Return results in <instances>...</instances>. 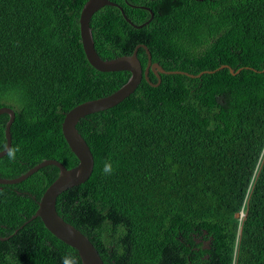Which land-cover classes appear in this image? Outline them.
Wrapping results in <instances>:
<instances>
[{
    "label": "trees",
    "instance_id": "obj_1",
    "mask_svg": "<svg viewBox=\"0 0 264 264\" xmlns=\"http://www.w3.org/2000/svg\"><path fill=\"white\" fill-rule=\"evenodd\" d=\"M86 1L0 0V108L15 115L1 179L45 160L75 167L65 114L130 77L88 63ZM109 1L121 10L102 7L89 23L102 60L145 45L165 71L202 75L160 74L157 87L143 77L124 101L82 118L76 129L94 168L58 196V215L104 264H264V0ZM122 12L133 25L149 22L135 29ZM137 58L144 70L145 51ZM8 119L0 116V152ZM57 176L47 166L1 186L0 237L9 238L0 264H81L39 218L24 225Z\"/></svg>",
    "mask_w": 264,
    "mask_h": 264
},
{
    "label": "water",
    "instance_id": "obj_2",
    "mask_svg": "<svg viewBox=\"0 0 264 264\" xmlns=\"http://www.w3.org/2000/svg\"><path fill=\"white\" fill-rule=\"evenodd\" d=\"M105 6L117 7L121 10V8L117 4L109 0H87L81 10L79 17V31L84 55L88 63L99 72L111 73L125 71L130 73V77L128 81L114 93L96 100L79 104L65 114L63 122L61 124L62 135L66 141V144L68 145L70 152L77 159L78 164L71 169H67L61 163L55 160H45L37 164L33 168L27 170L24 174L20 175L17 178H0L1 190V186L19 184L44 167L53 166L58 169L57 178L46 188L40 200L38 201L37 210L31 216V218L25 222L24 225L36 218H39L45 229L50 234H52L63 244L75 250L81 264L104 263L89 239L76 228L66 223L56 211V200L58 196L68 189L85 183L91 176L94 168L93 156L86 142L76 129L77 123L82 118L88 115L113 108L114 106L124 101L135 91L143 77L151 86L157 87L160 83V74H182L189 77H200L202 75V73L194 76L180 71H165L159 64L152 63L151 55L145 45H137L134 48L132 54L129 56H121L111 60H102L95 51L89 23L94 13ZM144 9L149 11V21H151V19L153 18L152 11L147 8ZM122 15L123 18L135 29H141L149 22L148 21L143 23L142 25L136 26L131 24V22L127 19L123 12ZM139 49L144 50L147 55V63L144 70L142 69L141 64L137 58ZM221 68H228L231 74L239 73L240 71L237 70L236 72H234L233 69L227 66H221ZM149 72H152L157 78L156 84H152L149 82ZM1 115H7L9 119L4 129V138L6 144L4 149L0 152V158L6 155L10 150V128L15 118L14 112L7 107L0 108V116ZM245 217L246 213H239L235 215V218L237 219ZM16 233L17 230L13 232V234ZM8 238L0 237V241H7ZM209 244L210 240L205 241L203 244L205 245L203 249H208Z\"/></svg>",
    "mask_w": 264,
    "mask_h": 264
},
{
    "label": "clouds",
    "instance_id": "obj_3",
    "mask_svg": "<svg viewBox=\"0 0 264 264\" xmlns=\"http://www.w3.org/2000/svg\"><path fill=\"white\" fill-rule=\"evenodd\" d=\"M241 214H243V213L241 212Z\"/></svg>",
    "mask_w": 264,
    "mask_h": 264
},
{
    "label": "rangeland",
    "instance_id": "obj_4",
    "mask_svg": "<svg viewBox=\"0 0 264 264\" xmlns=\"http://www.w3.org/2000/svg\"><path fill=\"white\" fill-rule=\"evenodd\" d=\"M196 242H199V241H196Z\"/></svg>",
    "mask_w": 264,
    "mask_h": 264
},
{
    "label": "flooded vegetation",
    "instance_id": "obj_5",
    "mask_svg": "<svg viewBox=\"0 0 264 264\" xmlns=\"http://www.w3.org/2000/svg\"><path fill=\"white\" fill-rule=\"evenodd\" d=\"M198 241V240H197Z\"/></svg>",
    "mask_w": 264,
    "mask_h": 264
}]
</instances>
